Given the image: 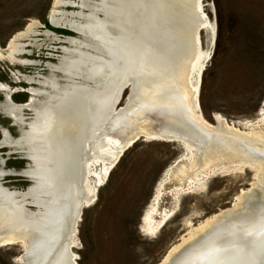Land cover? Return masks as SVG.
Returning a JSON list of instances; mask_svg holds the SVG:
<instances>
[{
	"label": "bare ground",
	"instance_id": "obj_1",
	"mask_svg": "<svg viewBox=\"0 0 264 264\" xmlns=\"http://www.w3.org/2000/svg\"><path fill=\"white\" fill-rule=\"evenodd\" d=\"M88 8L87 13H76L85 18L83 23L64 20L52 9L51 22L63 21L84 38L70 37L69 46L62 48V58L53 66L60 78L37 81L48 90L29 88L44 99L36 101L39 98L32 95L26 105L9 99L0 102L1 111L21 128L16 145L23 146L24 150L18 149L28 160V168L18 176L31 181L26 192H15L3 187L0 179V243L22 242L28 264H76L69 242L86 199L87 151L104 147L101 134L117 131V138L132 136L131 142L145 133L140 126L154 119L162 126L156 135L193 145L196 153L206 154V160L214 157L208 149H217L228 157L243 154L249 157L248 164L264 168V136L241 133L218 122L213 127L195 111L197 89L189 76L204 22L197 0H97ZM34 25L10 39L5 57L10 62L22 52L20 40L32 33ZM25 78L29 83L35 81ZM128 88L126 106L114 112ZM25 108L32 112L29 123L17 118ZM3 131L2 142L6 143L9 133ZM185 186L171 190V203L159 224L176 211L180 195L188 190L189 185ZM241 195L242 208L207 217L172 245L159 264H246L263 254L264 192L256 197L257 191L251 189ZM242 242L254 246L241 251Z\"/></svg>",
	"mask_w": 264,
	"mask_h": 264
},
{
	"label": "rangeland",
	"instance_id": "obj_2",
	"mask_svg": "<svg viewBox=\"0 0 264 264\" xmlns=\"http://www.w3.org/2000/svg\"><path fill=\"white\" fill-rule=\"evenodd\" d=\"M61 1L66 3L0 0V102L9 99L26 105L33 96L41 101L44 96L32 94L29 88L48 90L37 81L60 78L53 66L59 64L62 48L69 46L70 37H84L63 21L51 22L52 9L64 20L84 22L76 13H87L88 5L97 0ZM197 9L204 22L189 76L197 89L195 111L213 127L218 122L241 133L264 136V0H197ZM32 23V33L20 40L22 52L10 62L5 58L10 39ZM29 76L33 83L26 81ZM128 95L129 88L114 112L126 106ZM31 117L32 112L25 108L17 118L29 123ZM10 118L15 120L0 109V179L8 191L26 192L31 181L18 175L28 168V160L22 155L23 146L16 145L21 140L20 125ZM151 120L140 126L145 133L137 134V140L130 142L132 136L119 139L117 131L104 133L100 136L106 142L104 147L95 150L97 153L88 149L83 180L86 199L69 242L76 264H159L172 245L207 217L242 208V192L253 189L256 197L264 192L258 187L264 188V168L248 164L249 157L240 153L228 157L208 149L214 157L206 160V154L198 149L196 153L195 146L156 135L162 126ZM2 131L9 133L6 143ZM183 184L185 189L189 185L188 193L180 195L176 211L159 224L171 203L169 193ZM158 192L162 195L156 201ZM2 244L0 264H28L22 242Z\"/></svg>",
	"mask_w": 264,
	"mask_h": 264
},
{
	"label": "water",
	"instance_id": "obj_3",
	"mask_svg": "<svg viewBox=\"0 0 264 264\" xmlns=\"http://www.w3.org/2000/svg\"><path fill=\"white\" fill-rule=\"evenodd\" d=\"M28 93V92H26ZM29 99V97L27 98V100ZM27 102V101H26ZM118 104V102H117ZM1 136H2V133H1ZM27 160V159H26ZM83 207V205H82ZM82 207H81V211H82ZM81 214V213H80ZM243 241V240H242ZM242 248H241V251H243L242 249L246 248L247 250L251 249L254 245L252 244H248V242L246 243H243L242 242ZM240 250V249H239ZM247 261V260H246ZM255 261V262H254ZM248 262V263H247ZM246 262V264H264V252L263 254L260 253V255L257 256V259H250Z\"/></svg>",
	"mask_w": 264,
	"mask_h": 264
},
{
	"label": "snow or ice",
	"instance_id": "obj_4",
	"mask_svg": "<svg viewBox=\"0 0 264 264\" xmlns=\"http://www.w3.org/2000/svg\"><path fill=\"white\" fill-rule=\"evenodd\" d=\"M0 151H3L2 149H0Z\"/></svg>",
	"mask_w": 264,
	"mask_h": 264
}]
</instances>
